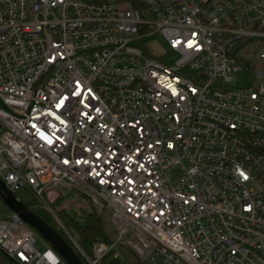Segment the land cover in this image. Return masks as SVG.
Instances as JSON below:
<instances>
[{"label":"built area","instance_id":"obj_1","mask_svg":"<svg viewBox=\"0 0 264 264\" xmlns=\"http://www.w3.org/2000/svg\"><path fill=\"white\" fill-rule=\"evenodd\" d=\"M0 176L107 207L90 264H264V0H0ZM38 236L0 216L4 253L66 264Z\"/></svg>","mask_w":264,"mask_h":264},{"label":"rangeland","instance_id":"obj_2","mask_svg":"<svg viewBox=\"0 0 264 264\" xmlns=\"http://www.w3.org/2000/svg\"><path fill=\"white\" fill-rule=\"evenodd\" d=\"M154 38L156 41L154 43V46L158 45L159 49L164 47L166 45L165 39L162 37V35L157 34L154 35ZM178 175V171L175 170L173 171V177L175 178ZM55 190H50L52 193L49 194V191H45V199H40L39 197L35 196L34 193L26 187H22L18 190H16V194L18 197L23 199L25 202H30L33 203V207H43L46 209V211L49 213L52 223L57 227V229H62L64 233L70 237V239L75 241L76 243L78 240V234L73 235L71 230H69L65 224L63 223V220L61 219L59 215V210L60 209H65L66 212H68L71 216L76 217L81 223H84L86 220V213L89 211H97L99 214L102 215L104 224H105V229L108 233L109 240H102L106 242H114L115 237L117 236V230L111 225L110 221V214L111 212L107 207L104 205H97L93 199L91 198L88 193L85 191H81L80 189L73 188V187H63V186H56ZM56 198H59L56 200ZM11 211V208L4 203V201L0 198V216L5 215ZM134 240V238H128V240ZM43 241L46 242L42 236H38V242L37 246L41 248L43 246ZM127 242V241H126ZM129 243V242H128ZM76 245V244H75ZM77 246V245H76ZM120 251L122 254L129 258V259H134V254L135 251L131 244H121L119 247ZM95 257V254L92 258ZM0 264H2L0 262ZM99 264H127L123 262L121 259L114 260L112 258V255L106 256L104 259L99 262Z\"/></svg>","mask_w":264,"mask_h":264},{"label":"trees","instance_id":"obj_3","mask_svg":"<svg viewBox=\"0 0 264 264\" xmlns=\"http://www.w3.org/2000/svg\"><path fill=\"white\" fill-rule=\"evenodd\" d=\"M59 198H56L58 200ZM38 215L44 218L50 225H52L56 230H58L61 235L70 243L77 254L85 262V264H90L86 257L83 255L82 251L72 242L70 237L62 229H57V227L52 223L49 213L43 207H33V203L26 202ZM59 215L63 220L65 226L71 230L73 235L78 234V244L80 248L89 256H94V246L99 240H109L108 233L105 229V224L102 215L97 211H89L86 213L87 217L84 223H81L76 217L71 216L65 209L59 210ZM0 262L2 264H15L12 262L5 253L0 249Z\"/></svg>","mask_w":264,"mask_h":264},{"label":"water","instance_id":"obj_4","mask_svg":"<svg viewBox=\"0 0 264 264\" xmlns=\"http://www.w3.org/2000/svg\"><path fill=\"white\" fill-rule=\"evenodd\" d=\"M0 198L11 208V210L18 212L26 223L34 228L37 233L60 254L66 264H85L61 233L50 225L48 221L38 215L23 199L18 197L16 192L7 185L1 176ZM73 242L80 249L79 244L75 241ZM5 255L15 264H21L6 253Z\"/></svg>","mask_w":264,"mask_h":264}]
</instances>
